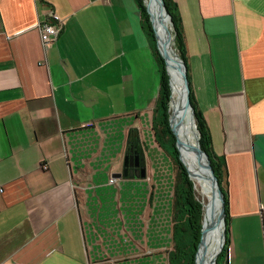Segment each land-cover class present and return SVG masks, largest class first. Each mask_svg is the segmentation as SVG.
I'll return each instance as SVG.
<instances>
[{
    "label": "crops",
    "instance_id": "0c3cea01",
    "mask_svg": "<svg viewBox=\"0 0 264 264\" xmlns=\"http://www.w3.org/2000/svg\"><path fill=\"white\" fill-rule=\"evenodd\" d=\"M172 1L227 166V264H264V0ZM54 15L63 29L45 47ZM160 82L137 0H0V264H169ZM138 155L145 177L116 176Z\"/></svg>",
    "mask_w": 264,
    "mask_h": 264
},
{
    "label": "trees",
    "instance_id": "16d2710c",
    "mask_svg": "<svg viewBox=\"0 0 264 264\" xmlns=\"http://www.w3.org/2000/svg\"><path fill=\"white\" fill-rule=\"evenodd\" d=\"M167 11L172 20L174 30V49L180 59L187 66V50L182 32L180 30V15L177 5L172 0H164ZM139 8L143 15L145 29L152 40L154 54L160 68L161 82L160 93L153 121V132L156 142L166 149L174 163L175 169V194L173 206V245L169 251V264H196V255L201 241L204 206L196 196L193 183L189 177L186 166L180 158V153L176 147V139L169 125L171 85L170 77L166 70L165 62L161 54L157 51L155 33L150 21V14L144 4V0H137ZM192 106L194 108V120L196 129L199 133V145L207 153L211 166L218 179L219 185L225 195L226 219L228 215L227 194V166L224 160L217 161L211 152V136L201 114L196 109L192 93L190 94ZM171 148H168V146ZM226 231V230H225ZM228 258V239L223 250L218 257L217 264H227Z\"/></svg>",
    "mask_w": 264,
    "mask_h": 264
},
{
    "label": "water",
    "instance_id": "95a60500",
    "mask_svg": "<svg viewBox=\"0 0 264 264\" xmlns=\"http://www.w3.org/2000/svg\"><path fill=\"white\" fill-rule=\"evenodd\" d=\"M156 2H157V6H158V13L155 17L152 15V13L150 11V5H148V8H147V11L150 14V21L152 23V28H153L154 33H155V39H156L157 45L160 49L161 56L165 62L166 70L168 72L169 77H170V69L177 70L180 73V75L182 76L183 92H184L185 99H186L185 100V107L182 111V115L180 116V118L176 117L175 112L171 110V115L169 118V125L171 128V131L173 132V134L175 136L176 147L180 153V158H181L182 162L184 163V161L182 159L181 146L187 145L198 157L200 166L205 169V172H206L205 178L207 179L206 181L212 190L211 191L212 195L217 197V200H218L217 223L219 225H221V228H222V226L226 227L225 195H224V193H223V191L219 185L218 179H217V177L214 173V170L211 166V161H210L207 153L204 152L199 145V133L198 132L196 133L198 135V138H197L198 140H197V143H194V144H185L178 137L176 125L181 121L180 119H182V118L184 119L189 115H193V117H194V108L192 106L191 99H190L191 88H190V81L188 78V68H187L186 64L184 63V61L179 59L177 57V55L175 53H173V51H172V47H171L172 33L170 31V28H169V23L172 25V20H171V16H170L169 12L167 11L165 1L164 0H156ZM159 22H162V24H164V29H165V34H166V39L164 41H162L159 38V35L157 33L156 25ZM173 33H174V30H173ZM161 44H163V46ZM170 80H171V78H170ZM170 85H171V99H170V109H171L172 108V102H173V90H172V84L171 83H170ZM193 122H194V120H193ZM126 167H130V168L135 167L137 170L136 171L126 170L123 174H118L116 176H118V177H128V176L145 177L146 176L145 170L141 168V159H140L139 155L138 156H130L128 159H126ZM186 168L188 170L189 176H192V174L189 172L188 167H186ZM204 234H205V227L203 225L201 241L199 243L198 252L196 255V264H198V255H199V251L202 247ZM221 240L222 241L220 242L219 250L214 255V258L212 259L211 264H217L218 257L220 256V254L223 250V247L225 245V242H226V231L225 232L222 231Z\"/></svg>",
    "mask_w": 264,
    "mask_h": 264
},
{
    "label": "bare ground",
    "instance_id": "6f19581e",
    "mask_svg": "<svg viewBox=\"0 0 264 264\" xmlns=\"http://www.w3.org/2000/svg\"><path fill=\"white\" fill-rule=\"evenodd\" d=\"M149 5L150 11L155 17L158 13V6L156 0H154V2L153 0H150ZM156 29L159 38L164 41L166 39L164 24H162V22L157 23ZM161 45L163 46V44ZM170 78L173 90V102L170 111H174L175 116L180 118V116L182 115V111L185 107L186 100L183 92L182 76L177 70L170 69ZM189 116L184 119H180L181 121L176 125V128L178 132V137L182 142H184L185 144H194L192 142L194 126L192 119H188ZM181 153L182 159L190 170L192 177L198 182H203L206 185L204 194L206 196L207 202L204 209L203 219L205 234L202 242V247L198 255V264H211L214 255L219 250L220 242L222 241V228L221 225L217 223L218 200L217 197L212 195V190L206 181L207 179L205 178V169L200 166L199 159L196 154L187 145L181 146Z\"/></svg>",
    "mask_w": 264,
    "mask_h": 264
},
{
    "label": "built area",
    "instance_id": "2783aa9c",
    "mask_svg": "<svg viewBox=\"0 0 264 264\" xmlns=\"http://www.w3.org/2000/svg\"><path fill=\"white\" fill-rule=\"evenodd\" d=\"M63 29V21L60 17L54 15L51 20L39 24L38 30L40 33L41 41L45 47L47 45L55 42ZM115 179L111 180V183H114ZM3 193V188L0 187V194Z\"/></svg>",
    "mask_w": 264,
    "mask_h": 264
},
{
    "label": "rangeland",
    "instance_id": "374dc122",
    "mask_svg": "<svg viewBox=\"0 0 264 264\" xmlns=\"http://www.w3.org/2000/svg\"><path fill=\"white\" fill-rule=\"evenodd\" d=\"M149 2H150V0H144V4H145V6H146V8H148V5H149ZM153 2H154V0H153ZM149 13V12H148ZM169 28H170V31H171V33H172V44H171V47H172V51H173V53H175L176 55H177V57L180 59V57H179V55L177 54V52L175 51V49H174V42H175V37H174V33H173V27H172V25L169 23ZM156 49H157V51L160 53V49H159V47H158V45H157V43H156ZM161 54V53H160ZM182 60V59H181ZM170 83H171V80H170ZM191 117V118H190ZM188 119H192V121L194 120V117H193V115H190L189 117H188ZM193 126H194V134H192L193 135V139H192V142L193 143H197V138H198V135L196 134L197 133V129H196V122H195V120H194V122H193ZM197 135V136H196ZM166 146H168V145H166ZM168 148H171V146H168ZM184 165H186V164H184ZM187 167V166H186ZM188 171V170H187ZM189 172H190V170H189ZM190 177V179H191V181H192V183H193V186H194V190H195V193H196V196L198 197V199L203 203V206H204V209H205V205H206V202H207V199H206V196H205V194H204V192H205V188H206V185L203 183V182H198L196 179H194L192 176H189ZM198 185V186H197ZM201 185V186H200ZM200 187V188H199ZM201 190V191H200ZM203 198H205V199H203ZM205 203V204H204ZM204 219V218H203ZM222 231H224L225 232V226H222Z\"/></svg>",
    "mask_w": 264,
    "mask_h": 264
}]
</instances>
